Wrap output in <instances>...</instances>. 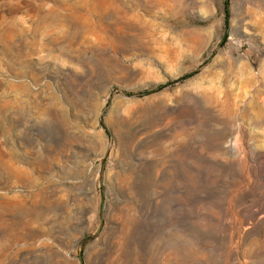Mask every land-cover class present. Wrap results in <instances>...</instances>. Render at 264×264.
<instances>
[{
    "label": "rangeland",
    "instance_id": "374dc122",
    "mask_svg": "<svg viewBox=\"0 0 264 264\" xmlns=\"http://www.w3.org/2000/svg\"><path fill=\"white\" fill-rule=\"evenodd\" d=\"M0 264H264V0H0Z\"/></svg>",
    "mask_w": 264,
    "mask_h": 264
},
{
    "label": "trees",
    "instance_id": "16d2710c",
    "mask_svg": "<svg viewBox=\"0 0 264 264\" xmlns=\"http://www.w3.org/2000/svg\"><path fill=\"white\" fill-rule=\"evenodd\" d=\"M225 5H227L226 2H225ZM225 13H226V15H227V17H228V11H227L226 8H225ZM226 23H228V18H226Z\"/></svg>",
    "mask_w": 264,
    "mask_h": 264
}]
</instances>
